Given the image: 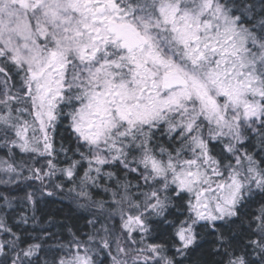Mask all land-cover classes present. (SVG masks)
<instances>
[{"label": "snow or ice", "instance_id": "6c2138e0", "mask_svg": "<svg viewBox=\"0 0 264 264\" xmlns=\"http://www.w3.org/2000/svg\"><path fill=\"white\" fill-rule=\"evenodd\" d=\"M0 264H264V0H0Z\"/></svg>", "mask_w": 264, "mask_h": 264}]
</instances>
